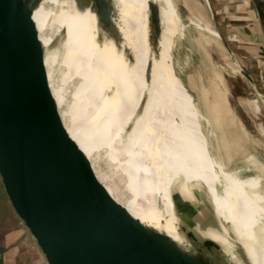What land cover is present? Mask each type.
I'll return each instance as SVG.
<instances>
[{"label": "bare ground", "instance_id": "1", "mask_svg": "<svg viewBox=\"0 0 264 264\" xmlns=\"http://www.w3.org/2000/svg\"><path fill=\"white\" fill-rule=\"evenodd\" d=\"M152 1L159 4L162 28L156 51L148 45ZM83 2L77 7L75 0H41L33 19L46 49L45 66L64 126L78 148L76 158L83 161L96 188L126 208L123 226L137 219L181 247L184 238L173 198L179 195L184 202H192L203 189L221 233L205 230L202 234L231 253L229 224L246 264H264V164L251 156L245 164L231 167L230 162L212 155L201 125L202 119H209L174 69L173 46L186 26L174 0H104L118 34L116 43L102 30L90 0ZM190 25L210 38H219L201 19L190 20ZM56 65L66 68L58 84L51 80ZM104 67L108 83L96 76ZM164 77L170 85V101ZM212 91L215 100L205 103L208 115L224 109L217 90ZM153 95L155 103L147 102L145 107L143 100L153 101ZM243 100L259 111L257 99L240 98L242 107ZM168 118L171 127L166 128ZM252 170L254 174L249 173ZM110 171L127 179L130 197L124 201L116 194L120 179L109 175ZM216 186L221 199H217Z\"/></svg>", "mask_w": 264, "mask_h": 264}, {"label": "water", "instance_id": "2", "mask_svg": "<svg viewBox=\"0 0 264 264\" xmlns=\"http://www.w3.org/2000/svg\"><path fill=\"white\" fill-rule=\"evenodd\" d=\"M251 1L264 34V0ZM40 2L0 0V181L39 254L38 264H217L192 235L183 234L193 245L189 250L137 219L123 226L126 208L96 188L76 158L78 148L50 87L46 49L33 19ZM89 3L116 43L111 10L104 0ZM161 33L159 4L152 1L151 50L159 49ZM240 72L254 85L248 71ZM231 242L247 262L234 238Z\"/></svg>", "mask_w": 264, "mask_h": 264}, {"label": "rangeland", "instance_id": "3", "mask_svg": "<svg viewBox=\"0 0 264 264\" xmlns=\"http://www.w3.org/2000/svg\"><path fill=\"white\" fill-rule=\"evenodd\" d=\"M174 3L180 21L186 25L183 29V37L173 46L174 69L204 118L209 119L208 121L202 119L201 125L208 138L212 155L224 162H230L231 167L245 164L251 156L264 164V56L253 54L242 48L239 40L231 35L228 28L223 27L221 20L225 15L222 9L225 0H174ZM197 19H201V22L217 30L220 37L215 40L190 25V20L196 21ZM87 38L93 49V35L89 26H87ZM222 40L225 41L230 51L224 47ZM241 69L250 73L254 85L241 74ZM65 73V66L56 65L51 80L58 84ZM106 74L105 67L96 71L97 79L104 78L108 83ZM69 81L70 79H67L66 89H68ZM163 84L165 95L170 101V85L165 77ZM255 87L261 92L262 99L258 97ZM212 90H217L224 109L208 115L205 112V103H212L215 100ZM154 91L155 88L151 92L154 93ZM240 98L257 99L259 111L245 100H243L244 107H242L238 103ZM152 100L144 99L143 105L146 107L147 102H154V95ZM214 119L216 124L213 123ZM167 122L166 128L171 127L169 118ZM224 145H227L225 149ZM228 158H231L230 161ZM249 173L254 174V171ZM109 175L115 179L119 178L113 171H110ZM119 179L116 194L119 200L124 201L130 197L127 179ZM221 186L225 188L222 179ZM217 188V199H221L219 186ZM5 197L0 182V264H38L39 254L32 250L28 242L14 241L9 245L4 242L5 229L10 226L7 219L10 215V206L6 204ZM173 199L177 224L184 238L183 248L189 250L193 248V245L184 237L185 234H189L203 244L201 251L213 257L218 262L217 264L220 261L246 264L237 249L233 247L232 252L229 253L222 245L202 234L205 230H215L221 233L212 212L210 199L203 189L198 191V196L192 202H184L179 195H175ZM226 231L227 235L233 238L231 228L226 227Z\"/></svg>", "mask_w": 264, "mask_h": 264}, {"label": "crops", "instance_id": "4", "mask_svg": "<svg viewBox=\"0 0 264 264\" xmlns=\"http://www.w3.org/2000/svg\"><path fill=\"white\" fill-rule=\"evenodd\" d=\"M222 9L225 13L223 20H221L223 27L228 28V31L232 33L231 35L239 40V45L253 54L264 56V34L252 1L225 0ZM5 200L6 204H9L7 197H5ZM9 208L10 215L7 219L10 226H7L4 232L5 244L9 245L14 241L28 242L34 251L30 235L24 230L12 207Z\"/></svg>", "mask_w": 264, "mask_h": 264}]
</instances>
